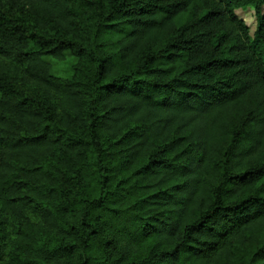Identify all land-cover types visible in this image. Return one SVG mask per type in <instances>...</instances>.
<instances>
[{
	"label": "trees",
	"instance_id": "16d2710c",
	"mask_svg": "<svg viewBox=\"0 0 264 264\" xmlns=\"http://www.w3.org/2000/svg\"><path fill=\"white\" fill-rule=\"evenodd\" d=\"M0 264H264V0H0Z\"/></svg>",
	"mask_w": 264,
	"mask_h": 264
},
{
	"label": "rangeland",
	"instance_id": "374dc122",
	"mask_svg": "<svg viewBox=\"0 0 264 264\" xmlns=\"http://www.w3.org/2000/svg\"><path fill=\"white\" fill-rule=\"evenodd\" d=\"M238 14L245 19V21L251 26L252 30L255 28V8L248 7L245 9H240L237 11ZM49 60L53 63L54 71L58 75H66L71 67L74 58L71 55H68L65 61H58L53 58H49Z\"/></svg>",
	"mask_w": 264,
	"mask_h": 264
}]
</instances>
